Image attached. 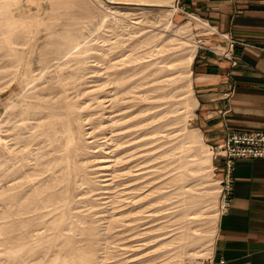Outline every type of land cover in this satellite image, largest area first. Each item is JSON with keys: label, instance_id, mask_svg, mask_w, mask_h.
I'll return each instance as SVG.
<instances>
[{"label": "rangeland", "instance_id": "obj_1", "mask_svg": "<svg viewBox=\"0 0 264 264\" xmlns=\"http://www.w3.org/2000/svg\"><path fill=\"white\" fill-rule=\"evenodd\" d=\"M204 27L179 0H0V264L212 254L225 168L192 121Z\"/></svg>", "mask_w": 264, "mask_h": 264}, {"label": "crops", "instance_id": "obj_2", "mask_svg": "<svg viewBox=\"0 0 264 264\" xmlns=\"http://www.w3.org/2000/svg\"><path fill=\"white\" fill-rule=\"evenodd\" d=\"M180 7L204 23V39L237 44V62L209 45L191 61L192 121L211 147L232 132H264V0H179ZM221 168H224L220 160ZM228 205L217 223L212 255L224 264H264V158L234 161Z\"/></svg>", "mask_w": 264, "mask_h": 264}, {"label": "built area", "instance_id": "obj_3", "mask_svg": "<svg viewBox=\"0 0 264 264\" xmlns=\"http://www.w3.org/2000/svg\"><path fill=\"white\" fill-rule=\"evenodd\" d=\"M245 44L233 37L226 36L225 43L213 44L209 46L221 56L237 62L238 57L234 49L237 44ZM213 156L215 159H223L225 176L223 179L222 201L225 208L230 200L231 187L233 182L234 161L242 157H263L264 158V132H232L223 142L213 146ZM223 258L216 259L212 254L202 258L193 264H224Z\"/></svg>", "mask_w": 264, "mask_h": 264}, {"label": "bare ground", "instance_id": "obj_4", "mask_svg": "<svg viewBox=\"0 0 264 264\" xmlns=\"http://www.w3.org/2000/svg\"><path fill=\"white\" fill-rule=\"evenodd\" d=\"M176 6H177L176 2L171 5V7H172L171 11L172 12L176 9ZM192 57H193V53L191 55V59H192ZM203 152H204L203 156L200 157V158L198 157V162L197 163H206L208 165H212V151H211V148H206L205 150H203ZM186 163H187V161L184 162V165ZM185 167H187V165H185ZM52 264H55V262H53ZM62 264H75V263L74 262H63Z\"/></svg>", "mask_w": 264, "mask_h": 264}]
</instances>
